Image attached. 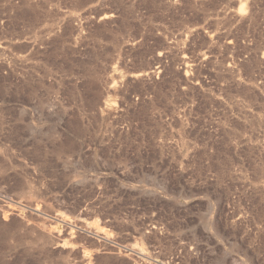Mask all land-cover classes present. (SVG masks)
<instances>
[{"label":"rangeland","instance_id":"1","mask_svg":"<svg viewBox=\"0 0 264 264\" xmlns=\"http://www.w3.org/2000/svg\"><path fill=\"white\" fill-rule=\"evenodd\" d=\"M0 264H264V0H0Z\"/></svg>","mask_w":264,"mask_h":264}]
</instances>
